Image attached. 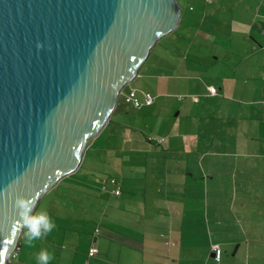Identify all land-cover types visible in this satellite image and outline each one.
Instances as JSON below:
<instances>
[{
	"label": "crops",
	"instance_id": "1",
	"mask_svg": "<svg viewBox=\"0 0 264 264\" xmlns=\"http://www.w3.org/2000/svg\"><path fill=\"white\" fill-rule=\"evenodd\" d=\"M194 1L155 43L166 55L152 61L151 48L139 68L155 64L159 86L125 88L154 103L115 108L78 169L37 202L57 227L31 244L21 233L12 261L37 264L47 249L49 264H264V147L248 144L250 131L264 139V0Z\"/></svg>",
	"mask_w": 264,
	"mask_h": 264
},
{
	"label": "water",
	"instance_id": "2",
	"mask_svg": "<svg viewBox=\"0 0 264 264\" xmlns=\"http://www.w3.org/2000/svg\"><path fill=\"white\" fill-rule=\"evenodd\" d=\"M177 0H0V264H14L17 197L36 201L81 165Z\"/></svg>",
	"mask_w": 264,
	"mask_h": 264
},
{
	"label": "rangeland",
	"instance_id": "3",
	"mask_svg": "<svg viewBox=\"0 0 264 264\" xmlns=\"http://www.w3.org/2000/svg\"><path fill=\"white\" fill-rule=\"evenodd\" d=\"M178 2H179V4H180V6H181V9H184V8H186V7H188L187 6V3H189L190 5H194L193 3L195 2L194 0L193 1H188V0H177ZM204 1V0H203ZM195 6H196V4H195ZM163 43L164 44H166L164 41H163ZM163 43H160V45H157V44H155L154 45V47H152V49H155L154 51H153V57H151L152 58V61H154V59H156V58H158L157 57V54H156V52L157 53H159V52H162L164 55H166L165 54V51L163 50V47H164V44ZM151 49V50H152ZM150 50V51H151ZM155 56V57H154ZM152 63V62H151ZM147 70H140L139 69V71H138V73H137V76L136 77H134V79H133V81L127 86V87H129L130 85L131 86H133L134 88H137V89H139L141 92H143V91H146V90H149V89H154V88H156V87H158L159 85H158V80L159 79H156L158 76H159V73L161 72L158 68H156V65L154 64L153 66H151L150 68L147 66ZM164 70L165 71H167V69L166 68H164ZM171 75V74H170ZM126 87V88H127ZM126 90H125V88H124V90L120 93V97H119V102H118V106L116 107L117 109H118V111H123V110H125L124 108H125V103H124V92H125ZM183 99L185 100V101H188V99L185 97V95H184V97H183ZM137 110V109H136ZM123 115V118H124V121L125 122H128V123H132V122H135V119L136 120H141V118H139V116H137L136 115V117H132V115H130V114H122ZM184 125L185 126H188V127H191L192 126V124L193 123H191V124H188V123H186L185 121H184ZM199 129V128H198ZM122 130H124L123 128H122ZM145 132V134H147V131H144ZM250 136L252 137V138H249L250 140H249V142H248V144H249V146L250 147H253V148H256V151H259V149L261 148V146L262 147H264V139H261L259 136H256V132L255 131H250ZM246 138V136L243 134V133H241L240 134V138L241 139H243V138ZM244 138V139H245ZM247 139V138H246ZM249 148V147H248ZM100 151H93L92 149H91V142L89 143V146H88V150L86 151V153H89V155H91L92 157H100L101 158V156L103 157V155L101 154V153H99ZM96 153H98V155L96 154ZM252 157H253V159L254 160H256L257 159V157H256V154H252ZM88 159V162L86 163V165H88V163L90 164V157L89 158H87ZM89 167H91L92 169H94V167H96L94 164H90V166ZM101 169L99 168V171H100ZM97 171V170H96ZM78 179V178H77ZM74 181H77L76 180V178H73L72 179V177H69V178H66L65 180H63L62 182H67L66 184H75L76 182H74ZM78 181H79V179H78ZM81 183V182H80ZM65 184V185H66ZM79 184V183H78ZM62 189H64V188H62ZM57 190H58V188H57ZM57 190H54V191H57ZM57 194H56V192H54V194L52 195V196H50L49 198H50V200H52V201H55V200H60L61 199V197H59V196H56ZM64 201H67L66 199H64ZM55 203H57L56 201H55ZM68 203V204H67ZM65 204H67V205H69L70 203H69V201L68 202H65ZM55 206H57V205H55ZM54 206V207H55ZM36 207H37V204H36V206H35V209H34V211L36 210ZM38 210H41V208H39V209H37L36 211H38ZM74 211H76V210H74ZM73 211V212H74ZM88 212V211H87ZM75 213H77V212H75ZM87 214H91V212H88ZM97 214V213H96ZM96 214H91V216H95ZM24 232V229L22 230V233ZM23 236V235H22ZM21 237V236H20ZM24 237V236H23ZM19 242V241H18ZM17 249V248H16ZM12 256V255H11ZM12 258V257H11ZM14 259V258H13ZM13 263L14 264H18V263H15L14 261H13Z\"/></svg>",
	"mask_w": 264,
	"mask_h": 264
},
{
	"label": "clouds",
	"instance_id": "4",
	"mask_svg": "<svg viewBox=\"0 0 264 264\" xmlns=\"http://www.w3.org/2000/svg\"><path fill=\"white\" fill-rule=\"evenodd\" d=\"M36 201L23 196L17 197L15 207L18 209L21 227L24 229L25 241L31 244L33 241L42 239L56 227L54 219L46 210L34 211ZM37 264H49L54 259V254L47 249H41L35 257Z\"/></svg>",
	"mask_w": 264,
	"mask_h": 264
},
{
	"label": "built area",
	"instance_id": "5",
	"mask_svg": "<svg viewBox=\"0 0 264 264\" xmlns=\"http://www.w3.org/2000/svg\"><path fill=\"white\" fill-rule=\"evenodd\" d=\"M211 95H216L217 94V90L215 87H211L209 89ZM155 97L152 93L150 92H144L142 94V97L140 96V94L138 93L137 89H130L128 92H126L124 94V102L125 104L130 107V108H141L143 106H150L154 103ZM116 180L113 179L111 180V184L115 185V190L114 193L116 195H120L121 191L118 188V186L116 185ZM212 251L214 252V258L216 261L220 260L221 258V251L218 245H214L212 246ZM98 254V249L97 248H92L89 251V255L90 257H95ZM17 255V249L15 250V252L12 254V258H16Z\"/></svg>",
	"mask_w": 264,
	"mask_h": 264
},
{
	"label": "flooded vegetation",
	"instance_id": "6",
	"mask_svg": "<svg viewBox=\"0 0 264 264\" xmlns=\"http://www.w3.org/2000/svg\"><path fill=\"white\" fill-rule=\"evenodd\" d=\"M124 88H126V87H124ZM124 88H123V90H124ZM123 90H122V91H123Z\"/></svg>",
	"mask_w": 264,
	"mask_h": 264
}]
</instances>
